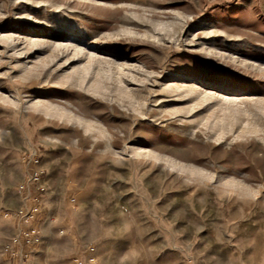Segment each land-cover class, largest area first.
<instances>
[{
    "label": "rangeland",
    "instance_id": "1",
    "mask_svg": "<svg viewBox=\"0 0 264 264\" xmlns=\"http://www.w3.org/2000/svg\"><path fill=\"white\" fill-rule=\"evenodd\" d=\"M76 258L264 264V0H0V264Z\"/></svg>",
    "mask_w": 264,
    "mask_h": 264
},
{
    "label": "built area",
    "instance_id": "2",
    "mask_svg": "<svg viewBox=\"0 0 264 264\" xmlns=\"http://www.w3.org/2000/svg\"><path fill=\"white\" fill-rule=\"evenodd\" d=\"M26 159H28L29 164H31V166H33L35 169L32 168V173H30L32 177L28 180V182L22 183L20 185V191L24 192L26 189H28L30 191V194H32L31 185L33 183L40 182V179H41L42 174L44 173V170H40L36 168V166L40 164L41 162L40 156L37 153L27 156ZM36 189H43V188L36 187L35 191ZM29 197H31V195ZM33 200H35V198H30V201H33ZM36 212H37V208L30 209L26 207V211L24 212V209H22L20 213L22 214V216H26L25 221H29L33 219ZM39 242H40V231L36 226L32 224L30 226H27L26 228H22L20 235L14 241V246L12 248L14 250L11 251V256L19 255L20 261L25 263L26 261L29 260L30 248L37 246ZM20 247L24 248L25 250L19 251ZM85 254L87 255L88 262L90 263L97 262L95 245L92 244V245L87 246L85 250ZM75 261L78 264H83V261L80 258H76Z\"/></svg>",
    "mask_w": 264,
    "mask_h": 264
},
{
    "label": "crops",
    "instance_id": "3",
    "mask_svg": "<svg viewBox=\"0 0 264 264\" xmlns=\"http://www.w3.org/2000/svg\"><path fill=\"white\" fill-rule=\"evenodd\" d=\"M21 250H22V251H24L25 249H24V248H22V247H20V248H19V251H21Z\"/></svg>",
    "mask_w": 264,
    "mask_h": 264
}]
</instances>
